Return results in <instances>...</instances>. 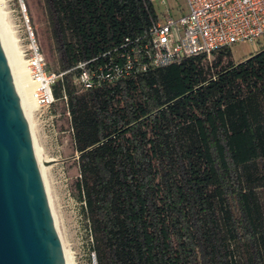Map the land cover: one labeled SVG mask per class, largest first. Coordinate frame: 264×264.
Wrapping results in <instances>:
<instances>
[{"label": "trees", "instance_id": "trees-1", "mask_svg": "<svg viewBox=\"0 0 264 264\" xmlns=\"http://www.w3.org/2000/svg\"><path fill=\"white\" fill-rule=\"evenodd\" d=\"M98 264H264V43L78 91L148 38L150 0H45Z\"/></svg>", "mask_w": 264, "mask_h": 264}, {"label": "rangeland", "instance_id": "rangeland-1", "mask_svg": "<svg viewBox=\"0 0 264 264\" xmlns=\"http://www.w3.org/2000/svg\"><path fill=\"white\" fill-rule=\"evenodd\" d=\"M166 1L173 12L185 5L184 0ZM0 14L12 53L28 77L35 75L36 67L32 62L38 56L44 60L47 72L59 69L45 0H0ZM260 42L264 43V39ZM256 48L250 41L236 42L230 47L231 58H243ZM30 121L34 144L45 158L50 159L44 162V176L67 262L98 264L90 220L78 187V152L65 97L54 98L48 106L34 105ZM260 197L264 204L262 189Z\"/></svg>", "mask_w": 264, "mask_h": 264}, {"label": "built area", "instance_id": "built-area-1", "mask_svg": "<svg viewBox=\"0 0 264 264\" xmlns=\"http://www.w3.org/2000/svg\"><path fill=\"white\" fill-rule=\"evenodd\" d=\"M150 1L157 16L148 38L140 42L126 38L121 44L124 50L104 64L89 67L87 60L76 62L73 82L78 91L196 55L209 59L219 49L240 41H250L256 48L264 39V0H184L177 12L166 0ZM36 58L32 63L41 84L32 94L39 106H48L54 100L52 84L64 72H47L44 60Z\"/></svg>", "mask_w": 264, "mask_h": 264}, {"label": "water", "instance_id": "water-1", "mask_svg": "<svg viewBox=\"0 0 264 264\" xmlns=\"http://www.w3.org/2000/svg\"><path fill=\"white\" fill-rule=\"evenodd\" d=\"M0 264H65L41 165L1 38Z\"/></svg>", "mask_w": 264, "mask_h": 264}, {"label": "bare ground", "instance_id": "bare-ground-1", "mask_svg": "<svg viewBox=\"0 0 264 264\" xmlns=\"http://www.w3.org/2000/svg\"><path fill=\"white\" fill-rule=\"evenodd\" d=\"M0 38H1V43H2L3 48H4L5 56L7 58V62H8L13 80L15 82V85H16V88H17V91L19 94L21 106L23 108V111L25 112V115H26V118H27V121L29 124V128L31 131L30 116H31L32 108L34 107V105L37 104L35 99L33 98L32 91L34 90V88L40 86L41 80L35 78V75H33V76L30 75V77H28V75H27L26 71L23 69V67L21 65L17 64V61H16V59L12 53L11 47H10L8 33H7L6 28L4 26L1 14H0ZM34 61L37 62L38 58H34ZM33 144H34V142H33ZM34 149H35L36 156L39 160V163L41 165V172L43 175L45 188H46L47 195L49 198L47 184H46L45 176H44V171L46 169L44 166V162L48 161L50 159L45 158L43 156V154L40 152V150L36 147L35 144H34ZM49 201H50V198H49ZM62 253H63V258H64L65 264H68L66 253L63 250V248H62Z\"/></svg>", "mask_w": 264, "mask_h": 264}, {"label": "crops", "instance_id": "crops-1", "mask_svg": "<svg viewBox=\"0 0 264 264\" xmlns=\"http://www.w3.org/2000/svg\"><path fill=\"white\" fill-rule=\"evenodd\" d=\"M231 52H232V50H231Z\"/></svg>", "mask_w": 264, "mask_h": 264}]
</instances>
